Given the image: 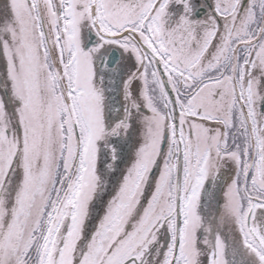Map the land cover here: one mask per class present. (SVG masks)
Masks as SVG:
<instances>
[{"label":"snow or ice","instance_id":"1","mask_svg":"<svg viewBox=\"0 0 264 264\" xmlns=\"http://www.w3.org/2000/svg\"><path fill=\"white\" fill-rule=\"evenodd\" d=\"M0 264H264V0H0Z\"/></svg>","mask_w":264,"mask_h":264}]
</instances>
